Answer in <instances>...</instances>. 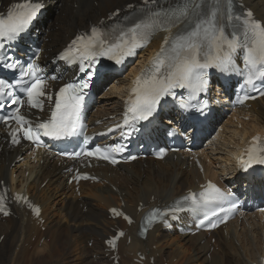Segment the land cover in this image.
I'll return each instance as SVG.
<instances>
[{"label":"bare ground","instance_id":"6f19581e","mask_svg":"<svg viewBox=\"0 0 264 264\" xmlns=\"http://www.w3.org/2000/svg\"><path fill=\"white\" fill-rule=\"evenodd\" d=\"M13 1L0 0V7ZM44 1L51 9H57L53 20L46 15L42 22L48 40L43 45L42 54L45 57L57 52L75 30L86 27L88 21H96L116 8L123 10L127 4L137 0ZM243 3L264 23V1L243 0ZM159 40L155 39L138 58L144 60L154 52ZM133 67L134 64L130 69ZM114 97V91L108 94V98ZM111 103L110 107L104 105L99 110L98 119L113 114L119 107V101ZM247 113L248 121H239L240 128L238 124L228 122L222 141L205 152L209 165H203L202 174L181 157L175 161L167 158L159 162L147 159L118 170L100 168L99 175L109 186L81 183L79 196L65 185L62 167H58L56 161L43 157L42 164L38 161L30 163L26 157L27 169H23L24 163L10 167L20 150L11 151L2 145L0 179L9 183L13 190L25 189L30 198L40 205L41 220L44 222L36 225L30 214L23 210H17L14 218L0 220V236H3L0 241V264H111L106 257L103 240L112 234L110 229L114 224L125 229L130 239L129 243L126 238L119 243L120 264H134L137 253L145 256L143 264H150V259L152 264H250L264 248V225L254 224L253 220L239 226L228 225L226 235L221 230L216 231L212 235L214 243L210 244V239L203 238V235L180 237L158 229L148 233L141 242L135 237L136 226L126 227L123 222L111 221L107 217V209L118 207L121 201H124L125 211L133 215L140 206L167 203L184 190L193 189L196 182L209 174V166L216 168L210 174L216 178L226 172H234L232 156L240 140L245 142L254 133L264 130V97L251 103ZM42 183L44 186L40 188ZM262 188L264 190V186ZM54 204L56 207L52 209ZM42 228L44 231H41ZM33 237L36 239L31 243ZM40 240H43L42 243ZM88 242L92 244L90 247ZM71 257L72 260H69Z\"/></svg>","mask_w":264,"mask_h":264},{"label":"snow or ice","instance_id":"6c2138e0","mask_svg":"<svg viewBox=\"0 0 264 264\" xmlns=\"http://www.w3.org/2000/svg\"><path fill=\"white\" fill-rule=\"evenodd\" d=\"M147 2V0H146ZM43 7L40 3H20L15 4L7 11V15L0 16V40L12 41L17 39L26 29L29 28L37 12ZM202 5L196 3L195 0H184L177 8L168 12H155L153 17L163 15L166 20L162 27L164 31H170L177 25H183L189 21L191 17V28L183 33L177 32L172 38H165L161 45L160 51L152 61V74L147 79L138 76L134 81L135 86L132 92L136 99L128 102L127 114L124 117L123 124L134 127L140 121L148 120L156 110V106L160 103L161 98L167 95H173V89L185 88L190 92L189 101L195 100L197 96L207 90L208 79L207 70L216 68L220 71H231L234 68V55L238 49L244 52V64L247 75L244 83L253 85L258 78H264V23L253 18V13L248 10L241 15H234L232 0H227L226 11H222L219 6L212 10L210 14L198 15L197 10ZM240 21L239 28L233 24V21ZM225 21L227 23H225ZM228 26L232 27V31H228ZM161 25L154 22L138 23L134 27L129 28L127 33L121 31L120 35L111 42L105 38V34L101 33L99 28L91 29L92 35L85 39L78 36L76 40L69 46V50L61 56V59L69 60L72 53H77L80 67L79 71L87 77L80 83H68L59 89L55 96V106L51 110V116L48 120L36 123L34 126L29 119L21 114V107L25 104L31 108H43L41 97L45 96V81L38 73L40 69L36 65H29L23 75L30 77L31 82L27 83L23 89L26 95V101L13 97V93H6L11 99V104L16 107L9 115L0 116V121L9 124L14 121L17 127L11 129L13 143H19L17 134H22L23 139L32 141L38 146H43L41 135L59 140L63 137L73 135L76 127V117L79 113L82 102L84 101V90L89 87V81L95 73V63L98 57L107 56L110 60H115L117 64L121 63L124 56L134 54L137 47L142 44L138 43L139 36L145 42L154 28H160ZM242 29V31H241ZM126 35H130L131 39H125ZM166 45L170 47L166 48ZM3 45L0 44V47ZM15 68L16 64L6 65ZM89 69H92L91 71ZM21 84L25 82L20 81ZM7 87L6 83L0 80V93H3ZM264 94V93H262ZM52 100V96L47 97ZM4 105L0 104V107ZM180 108L184 109L190 106L188 101L181 100ZM121 127V125H117ZM259 140L254 137L252 144L255 145ZM124 149L116 146L110 149L111 152H121ZM248 160L243 161L248 165L261 164L264 165V147L255 148L248 147L246 149ZM85 155H97L105 160L110 157L101 152L97 148L94 151L84 153ZM80 156L81 153H76ZM162 155V153L160 154ZM116 163L115 159L111 160ZM87 178V177H84ZM224 193L220 191L211 182L207 184L204 191L200 193V198L190 195L184 197L185 201H191L192 210H202L213 202L224 197ZM17 201L25 199L16 196ZM4 197L0 196V211L3 210ZM35 214H39V209L29 205ZM235 205H232L234 208ZM232 208H221V212H230ZM182 209L177 202V206L169 211L175 213ZM114 215L120 216L123 213L115 209L111 210ZM5 214H7L5 212ZM166 212L154 210L145 220V223H151L154 220L162 219L166 216ZM216 216V212H212ZM125 219H129L127 216ZM207 219V217H205ZM227 219V216H225ZM129 222H131L129 220ZM223 222V221H221ZM211 223V222H210ZM215 223H211V227H216ZM123 235L118 233L116 237L108 240L107 243L113 248L116 239Z\"/></svg>","mask_w":264,"mask_h":264},{"label":"rangeland","instance_id":"374dc122","mask_svg":"<svg viewBox=\"0 0 264 264\" xmlns=\"http://www.w3.org/2000/svg\"><path fill=\"white\" fill-rule=\"evenodd\" d=\"M56 11H57V9L56 10H54V12L52 13V17H51V19H49V20H53V18H54V14L56 13ZM86 14V13H85ZM60 19H61V17H60ZM63 23H64V19L62 18V20H61ZM58 30V28H56L55 29V31H57ZM64 35H65V33H64ZM64 35H63V38H64ZM69 35V34H68ZM71 36V35H70ZM115 100V99H114ZM87 246L89 247L90 246V244H87ZM93 258V257H92ZM69 260H72V257L69 259Z\"/></svg>","mask_w":264,"mask_h":264}]
</instances>
